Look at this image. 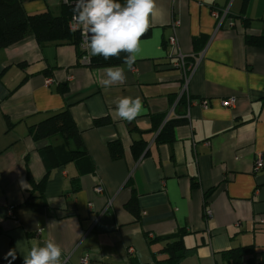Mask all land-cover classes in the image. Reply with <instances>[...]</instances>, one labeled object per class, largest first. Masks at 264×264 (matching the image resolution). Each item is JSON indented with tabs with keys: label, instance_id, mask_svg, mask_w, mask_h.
Here are the masks:
<instances>
[{
	"label": "crops",
	"instance_id": "crops-1",
	"mask_svg": "<svg viewBox=\"0 0 264 264\" xmlns=\"http://www.w3.org/2000/svg\"><path fill=\"white\" fill-rule=\"evenodd\" d=\"M230 2L235 24L216 30L211 10ZM75 3L23 8L58 16ZM156 5L132 69L112 65L125 69L123 84L105 88L109 66H81L71 41L38 43L27 32L0 47V264L10 252L24 263L33 240L49 239L62 264L86 255V264H264V172L252 170L258 154L264 160V37L246 43L264 34V0ZM175 21L180 52L198 60L187 84L167 45ZM128 96L145 110L131 122L115 110ZM229 97L233 106L223 107ZM63 110L80 146L33 135L34 125ZM132 196L136 213L125 207Z\"/></svg>",
	"mask_w": 264,
	"mask_h": 264
},
{
	"label": "clouds",
	"instance_id": "clouds-1",
	"mask_svg": "<svg viewBox=\"0 0 264 264\" xmlns=\"http://www.w3.org/2000/svg\"><path fill=\"white\" fill-rule=\"evenodd\" d=\"M73 11V20L85 31L90 56L107 60L127 53L124 64L131 70L140 51L141 38L151 28V17L159 9L156 0H125L124 4L118 0H76ZM104 72L105 88L127 80L125 69L120 66H109ZM115 110L120 119L128 122L145 111L138 96L120 98ZM61 256L62 249L54 240H46L43 246L33 240L24 264H62Z\"/></svg>",
	"mask_w": 264,
	"mask_h": 264
},
{
	"label": "trees",
	"instance_id": "trees-1",
	"mask_svg": "<svg viewBox=\"0 0 264 264\" xmlns=\"http://www.w3.org/2000/svg\"><path fill=\"white\" fill-rule=\"evenodd\" d=\"M36 0H0V47H8L20 41L24 35L29 32L33 35L38 43L49 41H71L76 44L78 49V35L73 33L68 28L69 17L74 13V6H69L66 10L58 16L52 15L49 11H44L36 14H27L24 11L23 5L25 2ZM121 4L125 0H118ZM147 34V33H146ZM145 34V35H146ZM144 35V36H145ZM260 36H247L246 43L248 45H259L260 40L264 37ZM79 56V50H78ZM127 53L122 52L119 57H112L104 59L102 56H92L89 66L106 67L117 65L124 61ZM168 121L163 123L162 129L159 131L158 136L161 137L167 126ZM32 132L35 138L44 139L60 135L61 137L74 140L77 146L81 145L80 135L75 128L70 115L67 110L59 111L51 114L43 121L32 127ZM51 159V150H47ZM82 151H70L66 160H75L80 156ZM69 156V157H68ZM53 161V158H52ZM42 182L38 183L40 185ZM35 185V186H37ZM127 210L136 213L135 198L132 196L125 204ZM174 247L170 249L173 251ZM176 248V247H175ZM183 251H178V255H182ZM177 255V256H178ZM9 264H24L21 260L15 258L12 252L7 257Z\"/></svg>",
	"mask_w": 264,
	"mask_h": 264
},
{
	"label": "built area",
	"instance_id": "built-area-1",
	"mask_svg": "<svg viewBox=\"0 0 264 264\" xmlns=\"http://www.w3.org/2000/svg\"><path fill=\"white\" fill-rule=\"evenodd\" d=\"M230 6L231 2L227 5L226 8L223 9H212L211 10V16L215 19L216 21V30H218L223 24L227 28H232L234 26V19L231 17L230 18ZM74 13L69 17L68 20V28L71 32L77 33L78 35V50H79V64L81 66H89L91 63V57L89 54V49L87 48V37L85 35V31L82 28V26H79L74 20H73ZM179 21H175L173 24V34L168 38L167 40V45L171 47L174 50L173 54H170V60H172V67L178 69L183 78L185 84H187L188 79L192 75V73L195 71L196 66L198 64V60L194 58V60H189L187 59V56L183 55L180 50H179V44H178V39L176 36V27L179 26ZM52 80L47 79L46 83L51 84ZM202 108L206 109L208 107V101L207 100H202L199 102ZM234 104V97H229L227 99H224L221 101V105L223 107H231ZM188 116V113L187 115ZM253 172H264V160L262 158L261 154H258L254 164H253ZM94 191L96 193H99L101 191V187L97 186L94 188ZM11 214V211L9 212ZM204 216L209 219L211 217V210L206 209L204 211ZM263 223L264 220H261ZM152 235L149 234V237ZM130 252H132V249H129ZM89 260V257L86 255L82 257L81 259V264H86L87 261Z\"/></svg>",
	"mask_w": 264,
	"mask_h": 264
}]
</instances>
